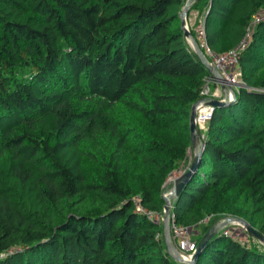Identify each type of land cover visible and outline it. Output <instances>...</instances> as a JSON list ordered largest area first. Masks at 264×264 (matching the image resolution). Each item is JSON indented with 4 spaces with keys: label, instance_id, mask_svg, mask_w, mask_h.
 Wrapping results in <instances>:
<instances>
[{
    "label": "trees",
    "instance_id": "1",
    "mask_svg": "<svg viewBox=\"0 0 264 264\" xmlns=\"http://www.w3.org/2000/svg\"><path fill=\"white\" fill-rule=\"evenodd\" d=\"M184 4L0 0V264H264L263 243L222 229L195 260L176 259L163 222L134 202L163 212L212 74L185 36ZM263 6L196 0L189 12L205 13L207 42L224 51ZM239 65L244 85L215 105L198 164L171 196L178 223L203 226L198 241L225 215L264 235V20Z\"/></svg>",
    "mask_w": 264,
    "mask_h": 264
},
{
    "label": "built area",
    "instance_id": "2",
    "mask_svg": "<svg viewBox=\"0 0 264 264\" xmlns=\"http://www.w3.org/2000/svg\"><path fill=\"white\" fill-rule=\"evenodd\" d=\"M187 2L188 0H185L183 10ZM262 20H264V6L261 7L253 16L249 24L248 33L240 45L224 51H217L212 48L207 42L205 30V13L199 15L197 22L195 24H192V26H189L188 19L186 17L185 26L187 30L190 32L191 28L195 30L197 34V39L193 35L194 39H196L200 48L206 55L210 65L216 67L225 79V81H223L215 77L213 74L209 75L206 78V83L201 91L203 97L201 98V103L198 107L197 114L195 117V122L197 126L201 128L202 131L200 132V136L197 139L198 145H200L202 140L206 137L207 123L212 117V113L215 108V105L211 101L216 98L230 100L233 98L235 90L244 85V83L242 82V71L239 65V52L246 46V43L250 39V36L252 34V31L256 27V24ZM187 40L192 45V47L195 48L193 39L187 36ZM214 82H216L218 86H220L218 89H214L212 87V83ZM221 84L224 85V90H221ZM228 84L231 85L232 88H230ZM261 90L264 91V88H262ZM191 158L189 160H184L178 167L171 170V172L168 174L164 182V197L172 196L173 181L188 170V168L190 167ZM134 202L137 210L146 212L149 217L152 218L155 222H163L160 218V215H164L163 212H165V208L163 212L160 213L148 210L142 205L140 196L135 197ZM191 229L193 230V227L183 223H178L175 220L174 214L171 212V239L177 247V250L183 257L182 260L187 262L192 258V255L195 253L199 242L198 240L192 238ZM221 229L223 233L230 235L232 238L242 242L243 244H250L251 242L257 241L263 243L258 237L251 234L247 226L238 219H234L231 222L225 224Z\"/></svg>",
    "mask_w": 264,
    "mask_h": 264
},
{
    "label": "water",
    "instance_id": "3",
    "mask_svg": "<svg viewBox=\"0 0 264 264\" xmlns=\"http://www.w3.org/2000/svg\"><path fill=\"white\" fill-rule=\"evenodd\" d=\"M196 0H188V2L185 5L184 10L181 11L180 13V17H181V25L182 28L185 32V36H189L193 39L194 45H195V50L198 52L199 56L201 57V59L203 60V62L208 66V68L210 69V71L212 72V74L225 81L224 77L222 76V74L220 73V71L216 68L210 65L206 55L204 54V52L202 51V49L200 48L199 44L197 43L196 39H194L193 34L187 30L185 23H186V17L189 14V10L191 5L193 4V2H195ZM228 86L230 88L231 85L228 84ZM229 99H223V98H216L213 99L211 102L214 105L217 104H224L227 103ZM201 103V99H199L198 101H196L191 109V116H190V123H191V133H192V143L193 145H195L197 147V139L200 136V131L197 127V124L195 122V117L197 114V110L198 107ZM203 147H204V143L202 142L200 145H198L193 161L190 165V167L188 168V170L186 172H184L180 177L176 178L173 181L172 184V192H173V196H178L182 187L184 186L185 182L188 180L189 176L191 175L192 171L196 168L197 164H198V160L199 157L203 151ZM165 213H164V222H163V226H164V238H165V242L167 244V248L169 250V252L176 258L179 260H182V256L179 253V251L177 250V247L175 246V244L173 243L172 239H171V232H170V216H171V212H172V200L171 197L167 196L165 197ZM233 219H238L240 221H242L248 228L249 232L251 234H253L254 236L258 237L263 243H264V235L261 234L256 228H254L247 220L239 218V217H234V216H230L228 217V219L223 220V221H218L216 223H214L202 236V238L200 239V241L198 242V246L197 249L195 251V253L192 255V258L189 260L190 262L195 260V258L199 255V253L202 251V249L207 245V243L210 241V239L227 223H229L230 221H232Z\"/></svg>",
    "mask_w": 264,
    "mask_h": 264
},
{
    "label": "rangeland",
    "instance_id": "4",
    "mask_svg": "<svg viewBox=\"0 0 264 264\" xmlns=\"http://www.w3.org/2000/svg\"><path fill=\"white\" fill-rule=\"evenodd\" d=\"M188 19V18H187ZM189 20V19H188ZM189 26H190V23H189ZM205 129V128H204ZM195 152H196V146L195 145H193V147L192 148H190L189 149V157H188V160L192 157H194V155H195ZM172 196H173V194H172ZM163 213H165V212H163ZM225 216H227V215H225ZM225 216H223V217H221L218 221L220 222V221H223V220H226V219H228V217H225ZM230 217V216H229ZM160 218H161V220L164 222V215L162 214V215H160ZM209 217L208 218H206V220L204 219L203 220V224H207L209 221ZM234 220V219H233ZM231 222V221H230ZM216 223V222H215ZM214 224V223H213ZM212 224V225H213ZM211 225V226H212ZM202 227L203 226H193V230L191 229V233H192V238L193 239H195V240H197L196 238H198V237H200L201 236V233H202Z\"/></svg>",
    "mask_w": 264,
    "mask_h": 264
},
{
    "label": "crops",
    "instance_id": "5",
    "mask_svg": "<svg viewBox=\"0 0 264 264\" xmlns=\"http://www.w3.org/2000/svg\"><path fill=\"white\" fill-rule=\"evenodd\" d=\"M199 17V10L198 9H191V11L189 12L187 18L188 23H190V25L192 26V24H195L197 22V19ZM212 87L214 89H218L220 86H218V84L216 82L212 83ZM221 90H224V85L221 84ZM197 148V147H196Z\"/></svg>",
    "mask_w": 264,
    "mask_h": 264
},
{
    "label": "clouds",
    "instance_id": "6",
    "mask_svg": "<svg viewBox=\"0 0 264 264\" xmlns=\"http://www.w3.org/2000/svg\"><path fill=\"white\" fill-rule=\"evenodd\" d=\"M197 127H198V126H197ZM201 143H202V142H201ZM201 143H200V144H201ZM197 147H198V144H197ZM196 149H197V148H196Z\"/></svg>",
    "mask_w": 264,
    "mask_h": 264
}]
</instances>
